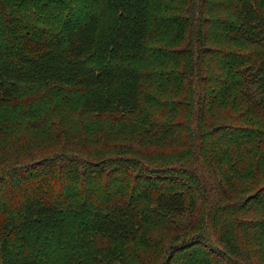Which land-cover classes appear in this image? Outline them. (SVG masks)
<instances>
[{
  "label": "trees",
  "instance_id": "trees-1",
  "mask_svg": "<svg viewBox=\"0 0 264 264\" xmlns=\"http://www.w3.org/2000/svg\"><path fill=\"white\" fill-rule=\"evenodd\" d=\"M245 44L252 50L236 49ZM24 84L49 93L26 97ZM149 96L156 109H194L169 124L175 130L157 116L141 131L125 124L135 140L179 147L173 172L190 171L183 177L111 154L105 141L108 153L92 156L94 132L113 129L112 119L125 129L119 118ZM213 132L223 140L203 147ZM224 147L231 161L221 169ZM6 148L0 264H182L196 246L229 252L213 226L223 210L255 233L264 256V0H0V153ZM228 172L259 182L238 192ZM189 179L194 188H185Z\"/></svg>",
  "mask_w": 264,
  "mask_h": 264
},
{
  "label": "rangeland",
  "instance_id": "rangeland-1",
  "mask_svg": "<svg viewBox=\"0 0 264 264\" xmlns=\"http://www.w3.org/2000/svg\"><path fill=\"white\" fill-rule=\"evenodd\" d=\"M101 18L103 20H106L109 18V13L107 10H104L103 14L101 15ZM240 48L241 50H252V46L249 44H245L242 47L236 46V49ZM175 59V58H174ZM174 59H172L174 61ZM159 60V59H157ZM154 60V61H157ZM150 59H148L145 64L149 68H155V67H161L163 66L161 63H156ZM143 64V63H142ZM211 66L216 69L217 64L214 63L213 59H210ZM171 63L166 64V68H171ZM176 67V64L173 65V68ZM167 91L166 89H164ZM21 92L24 96L29 98H39L43 97L44 95L49 93V87L48 86H38L35 84H24L22 86ZM179 95H174L170 93L169 97L172 100H175ZM150 96L143 99L140 110L133 115H123L119 118V124L120 126L124 127L125 129H122L120 132L118 131V127L116 128V121L112 120H106L105 126H111L113 129L110 131L104 132L101 135V131L94 132L93 137L97 140V134L100 133L98 137V144H95L96 150L92 153V156L94 158H100L106 155L108 151L111 154H126L132 157H135L137 159L143 160L147 164H163V170L169 169L170 173L174 174L175 177H183V175L187 174L190 171H179L173 172L176 168L180 167V162L178 159H180V153L177 152L179 150V147H177L175 144L171 143L169 140L168 144L166 143H158L155 138H147L143 137L140 138V140L131 137V134H135V131H131L130 129H126L125 124H132L137 131L144 130L149 128L148 124L152 125V122L154 119L153 116H157L162 122L167 123V127H171L172 129H179V126H172L169 124H179L182 118H188L191 117V114L194 112V109L192 110V107L187 104H178L173 103L169 104L168 106L163 107L162 109H156V106L151 102ZM34 105V104H33ZM220 110L215 109L214 113H218ZM156 114V115H155ZM219 115V114H218ZM221 115V114H220ZM223 115V113H222ZM229 121V120H226ZM23 130V129H22ZM104 131V130H103ZM201 131H207L206 128L202 127ZM130 134V135H129ZM167 135V134H166ZM38 138H41L40 132L37 134ZM143 136H146L145 134ZM95 140V139H94ZM223 140V136L216 134L213 132L212 135H207L202 139V146L208 147L213 149V144H215L216 141ZM101 141H105L107 145L113 144L114 147L110 148V150H106L105 147L102 145ZM8 143V141L6 142ZM147 143V144H145ZM176 143V142H175ZM179 145L178 143H176ZM102 145V146H99ZM8 146V145H7ZM145 146H148L146 148ZM226 146V144H225ZM154 148L155 150L152 151L151 148ZM226 147L222 148L220 151L216 150V160L217 166L220 165L221 169L227 167L230 163V158H227L228 152L225 149ZM6 152L0 153V161H6L7 157L9 156L11 152V148H6ZM212 151V150H211ZM215 160V159H214ZM257 161V159H256ZM259 161H257L258 168L264 169V158L260 157ZM167 163V164H166ZM166 164V165H165ZM156 169V168H154ZM168 171V170H167ZM166 171V172H167ZM164 172V173H166ZM163 174V173H162ZM227 177L229 180L230 189L236 190L238 192H246L250 186L254 185V183H258L259 180L254 179L250 177V175H241L239 177L234 172H228ZM129 179L132 181L133 178L129 176ZM264 179V178H261ZM185 188L187 186L194 188L195 184L190 179L186 181ZM197 190V189H196ZM145 204L150 203L145 199ZM229 217V211L223 210L218 213L217 218L215 222L213 223L214 229L216 231V240L219 245L224 247L229 252L222 253L215 251V248H209L205 246H196L192 248L189 255H187V261L184 262L182 260V264H233L235 262L236 264H264V256H262L263 252H260V249L257 247L258 242H260L257 238L255 240V233L248 229L245 226L242 227H236L234 223L228 219ZM245 218L251 217L249 213L244 214ZM189 222L193 221L194 215L193 212H189L188 215ZM206 219V213L203 215H200L199 220L203 221ZM180 222V221H179ZM183 222V221H182ZM182 222H180L182 224ZM201 226L199 229H196L195 231H202V223L200 222ZM170 232L165 229H160L156 233V237L162 239H166L168 237V234ZM206 237V234L204 235ZM232 248V250H231ZM250 249L252 252V259L249 257V251L247 249ZM154 252L156 253L157 257H160L162 254V250L160 249H154ZM155 260L157 258H154ZM231 259V260H230ZM154 260V261H155ZM152 261L151 263H153ZM232 261V262H231ZM132 264H141L140 260H133Z\"/></svg>",
  "mask_w": 264,
  "mask_h": 264
}]
</instances>
